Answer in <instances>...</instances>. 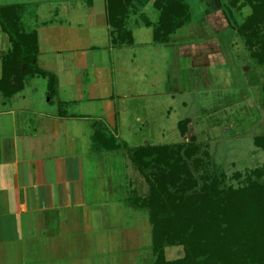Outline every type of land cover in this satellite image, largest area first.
I'll list each match as a JSON object with an SVG mask.
<instances>
[{"label":"crops","instance_id":"obj_1","mask_svg":"<svg viewBox=\"0 0 264 264\" xmlns=\"http://www.w3.org/2000/svg\"><path fill=\"white\" fill-rule=\"evenodd\" d=\"M210 1L195 20L188 3L191 21L165 43L154 41L151 26L133 22L127 26L132 44L120 45L108 24L107 0H0L1 7L19 6L23 31L35 34L38 70L10 97L0 93V264H108L101 255L106 248L121 251L117 262L108 255L111 264H152L151 245L141 236L143 228L151 232L146 213L129 205L136 180L127 168L121 178L115 167L125 147L120 113L127 111L126 100L162 95L143 84L147 63L157 57L158 66L160 52L169 54L177 75L181 65L224 60L218 37L234 27L222 1ZM149 4L133 0L130 8L142 13ZM221 16L224 26L216 29L212 22ZM134 28L148 39L135 38ZM177 75L171 83L165 78V94L173 98L184 90ZM39 78L44 85L32 83ZM50 79L56 82L51 94ZM97 132L123 146L105 150L94 140ZM125 155L133 167L128 149ZM120 203L133 210L126 225V212H110ZM140 217L146 226L138 224Z\"/></svg>","mask_w":264,"mask_h":264},{"label":"trees","instance_id":"obj_2","mask_svg":"<svg viewBox=\"0 0 264 264\" xmlns=\"http://www.w3.org/2000/svg\"><path fill=\"white\" fill-rule=\"evenodd\" d=\"M248 1L252 13L236 33L243 39L249 58L264 65V0ZM132 2L107 0L114 44L133 42L127 27ZM154 7L158 13L155 42H167L171 34L191 21L185 0H155ZM19 11L17 5L0 6V30L11 46L10 52L0 57V93L6 97L22 89L27 75L38 72L36 36L23 31ZM139 23L154 24L144 16ZM55 86V80L50 79V94ZM188 125V119L177 124L184 139ZM195 138L190 136V141L195 142ZM94 140L105 150L123 146L100 132L95 133ZM191 142L190 146L183 141L128 148L131 164L149 186L148 196L132 197L129 203L146 213L152 264H264V163L253 171L254 179L236 188L223 186V178L217 175L201 176L200 184L187 163L196 149ZM253 144L264 151V135L255 137ZM171 247H181L182 257L167 260L165 251Z\"/></svg>","mask_w":264,"mask_h":264},{"label":"rangeland","instance_id":"obj_3","mask_svg":"<svg viewBox=\"0 0 264 264\" xmlns=\"http://www.w3.org/2000/svg\"><path fill=\"white\" fill-rule=\"evenodd\" d=\"M185 1L190 5L194 20L202 10L212 5L210 0ZM221 1L224 4L222 8L220 7L221 10L225 9L229 13L234 27V30L225 29L218 37L221 39L220 36H222L225 43L224 60L217 58L211 64L206 62V64L194 67L187 64L184 67L181 65L179 66L181 71L177 75L169 68V54L160 52L158 66L153 65L157 57H151L147 63V79L143 84L150 93L159 92L162 95L134 97L126 100L124 104L127 111L120 113V120L123 118L124 120L121 121L119 139L124 141L125 147L116 155L115 167H120L121 178L127 168L130 172L129 176L136 180L131 187L133 190L130 191V197L148 196L149 186L144 177L127 160L125 151L128 147L179 144L183 141L190 146V136L194 135L197 140L191 142V145L196 146V149L194 148L187 163L200 184L201 176L217 175L223 178V186L231 185L236 188L254 179L253 171L263 166L264 151L253 144V139L264 135V65L249 58L243 39L236 33V29L251 15V4L248 0H234L235 3L228 2V0ZM148 2L150 3L149 8L144 11L145 13L142 12L144 14L131 8L128 27H134V23L139 24L141 17L144 16L154 22L151 26L154 29L158 13L154 7L155 0H148ZM208 3L210 6L206 7L205 4ZM222 16L212 22L216 29L222 28L221 25L224 26L223 19L225 18ZM134 29L135 38L148 39V35L147 37L138 35L140 29ZM141 31L150 32L145 29ZM0 33L4 34L1 30ZM3 38L4 40L0 42V52H10L11 46L6 34ZM160 48L164 50V47ZM176 75L178 78L181 76L184 90L173 98L165 94V78L171 83ZM31 81L33 84H39L38 86L45 83L40 78ZM134 88V91L140 90L136 85ZM137 117H140L139 121L135 120ZM186 118L191 120V127L188 126V134L184 139L179 133L177 123ZM122 204H115L110 208V212H117L116 214L126 212L121 222L126 225L129 221L127 215H130L133 210L126 209ZM129 205L131 206L130 203ZM107 210L109 211L108 208ZM144 220L145 217H140L138 224L143 223L146 226ZM141 232V236L145 240L147 238V245L150 246L151 232H145L144 228ZM142 244L144 245L145 242ZM115 245L106 243V247L114 248ZM106 249V252H102L101 255L107 263L111 264L108 255H116L115 262H117L121 251ZM182 255L181 247H171L165 251L167 260H174ZM146 256H149V253H146Z\"/></svg>","mask_w":264,"mask_h":264}]
</instances>
